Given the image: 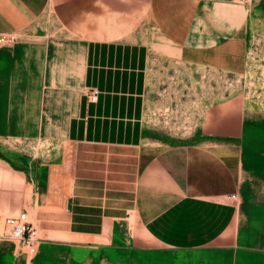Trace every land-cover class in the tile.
<instances>
[{"label": "crops", "instance_id": "obj_1", "mask_svg": "<svg viewBox=\"0 0 264 264\" xmlns=\"http://www.w3.org/2000/svg\"><path fill=\"white\" fill-rule=\"evenodd\" d=\"M247 16L242 0H0V147L61 153L21 166L17 151H0V220L27 212L38 232L89 250L119 223L174 250L224 242L241 189L244 103L209 108L197 145H163L147 125L160 102L149 79L162 57L243 72Z\"/></svg>", "mask_w": 264, "mask_h": 264}, {"label": "rangeland", "instance_id": "obj_2", "mask_svg": "<svg viewBox=\"0 0 264 264\" xmlns=\"http://www.w3.org/2000/svg\"><path fill=\"white\" fill-rule=\"evenodd\" d=\"M244 2L248 16L243 72L193 68L165 56L161 61H168L159 64L160 72L151 73L148 89V96L160 102L150 110L147 125L151 137L167 146L197 145L209 108L234 98L244 103L246 135L241 144L246 151L241 189L236 218L224 242L198 250H174L156 245L135 225L122 228L119 223L92 250L65 245L59 242L62 238L41 232L34 253L10 236L0 238V264H43L41 258L49 256L54 264H141L140 259L144 264H264V0ZM52 148L34 142L17 146L3 142L0 151L5 157L17 151L21 166L26 161L49 165L54 155L61 156L58 148L56 152ZM42 243L50 244L43 254Z\"/></svg>", "mask_w": 264, "mask_h": 264}, {"label": "built area", "instance_id": "obj_3", "mask_svg": "<svg viewBox=\"0 0 264 264\" xmlns=\"http://www.w3.org/2000/svg\"><path fill=\"white\" fill-rule=\"evenodd\" d=\"M99 93L97 89L89 90L87 95L88 100L92 103H96ZM233 198L236 199V196H233ZM38 233L36 227L29 221L27 212H23L15 217L6 218L3 228L0 224V238L10 236L29 248L31 253L35 252L36 244L39 242Z\"/></svg>", "mask_w": 264, "mask_h": 264}]
</instances>
